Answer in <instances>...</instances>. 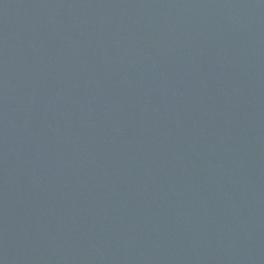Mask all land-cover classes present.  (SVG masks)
<instances>
[{
	"label": "water",
	"instance_id": "obj_1",
	"mask_svg": "<svg viewBox=\"0 0 264 264\" xmlns=\"http://www.w3.org/2000/svg\"><path fill=\"white\" fill-rule=\"evenodd\" d=\"M0 264H264V0H0Z\"/></svg>",
	"mask_w": 264,
	"mask_h": 264
}]
</instances>
